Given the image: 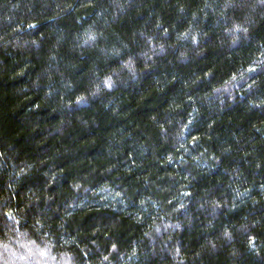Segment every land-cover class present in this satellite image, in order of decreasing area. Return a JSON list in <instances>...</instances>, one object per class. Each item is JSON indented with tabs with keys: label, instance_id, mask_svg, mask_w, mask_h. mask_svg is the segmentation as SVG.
Segmentation results:
<instances>
[{
	"label": "clouds",
	"instance_id": "clouds-1",
	"mask_svg": "<svg viewBox=\"0 0 264 264\" xmlns=\"http://www.w3.org/2000/svg\"><path fill=\"white\" fill-rule=\"evenodd\" d=\"M0 264H264V0H0Z\"/></svg>",
	"mask_w": 264,
	"mask_h": 264
},
{
	"label": "trees",
	"instance_id": "trees-1",
	"mask_svg": "<svg viewBox=\"0 0 264 264\" xmlns=\"http://www.w3.org/2000/svg\"><path fill=\"white\" fill-rule=\"evenodd\" d=\"M15 121L14 118L6 119L2 114H0V128H4L6 126L14 125Z\"/></svg>",
	"mask_w": 264,
	"mask_h": 264
}]
</instances>
